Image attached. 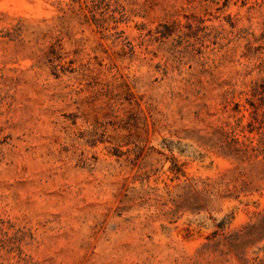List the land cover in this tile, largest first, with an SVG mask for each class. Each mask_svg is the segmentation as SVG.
I'll return each mask as SVG.
<instances>
[{
    "label": "rangeland",
    "instance_id": "374dc122",
    "mask_svg": "<svg viewBox=\"0 0 264 264\" xmlns=\"http://www.w3.org/2000/svg\"><path fill=\"white\" fill-rule=\"evenodd\" d=\"M264 210V0H0V264H250Z\"/></svg>",
    "mask_w": 264,
    "mask_h": 264
},
{
    "label": "trees",
    "instance_id": "16d2710c",
    "mask_svg": "<svg viewBox=\"0 0 264 264\" xmlns=\"http://www.w3.org/2000/svg\"><path fill=\"white\" fill-rule=\"evenodd\" d=\"M258 220L256 223L243 226L236 239L246 241L249 244H256L264 240V210L257 212ZM250 264H264L263 257H253Z\"/></svg>",
    "mask_w": 264,
    "mask_h": 264
}]
</instances>
